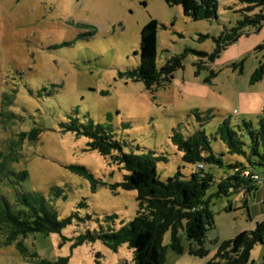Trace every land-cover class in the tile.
<instances>
[{"label": "rangeland", "instance_id": "obj_1", "mask_svg": "<svg viewBox=\"0 0 264 264\" xmlns=\"http://www.w3.org/2000/svg\"><path fill=\"white\" fill-rule=\"evenodd\" d=\"M215 1L216 18L193 21L165 0H0V147L7 154L21 132L41 129L36 140L14 147L17 160L0 181V196L14 203L17 192H36L60 220L70 218L59 232L22 239L28 255L14 244L5 246L0 234V264H132L127 244L113 251L101 240L80 242L87 232L119 229L135 217L138 204L135 191L118 186L126 174L120 165L90 150L84 136L63 131L71 121L109 125L126 153L165 157L156 167L163 182L176 175L187 180L197 168L172 144L174 132L187 137L202 129L216 158L246 162L227 153L216 130L224 120L235 131L243 121L257 127L264 108V22L244 27L237 41L210 56L223 34L247 16L264 14V6ZM151 19L159 24L157 67L185 54L172 82L154 93L120 76L139 65L140 32ZM261 67L262 79L255 81ZM241 139L249 143L244 133ZM70 167L86 168L93 180ZM204 170L213 176L206 192L213 213L204 241L208 255H189L191 242L183 230V253H175L169 231L164 264H205L218 242L253 231L264 220V170L258 169L263 181L247 206L242 192L212 197L226 169L205 164ZM20 171L27 172L23 181L16 177ZM113 214L115 221H106ZM247 264H264V244L253 248Z\"/></svg>", "mask_w": 264, "mask_h": 264}, {"label": "trees", "instance_id": "obj_2", "mask_svg": "<svg viewBox=\"0 0 264 264\" xmlns=\"http://www.w3.org/2000/svg\"><path fill=\"white\" fill-rule=\"evenodd\" d=\"M170 5H179L184 14L193 21L213 19L217 17L218 3L215 0H165ZM264 6V0H244ZM264 14L247 16L238 22V26L231 34L225 33L218 40L211 59L218 56L227 44L237 41L240 30L246 26L261 27ZM159 24L151 19L140 32L139 65L130 71L120 73L121 77L142 82L145 88L154 93L159 88L168 86L177 70L183 68V55H175L166 63L157 67V32ZM186 53V51H185ZM207 56L205 53H196ZM202 68V65H198ZM215 76V74H211ZM263 67L258 69L254 80L262 79ZM7 114L6 117H9ZM109 117V115H107ZM204 117L203 119H205ZM198 120L202 118L198 117ZM64 132H73L77 136L88 139V147L108 157L113 163L120 165L126 174L118 184L125 191H135L138 210L135 217L117 230L107 228L99 231L87 232L80 242L85 240H101L111 250L116 251L122 244H127L133 251L132 264H164L167 247L163 246V239L167 232L171 233L169 247L177 254L183 253L180 230L190 243L189 255L204 258L208 251L204 247L207 231L213 226V213L210 210V198L206 199V192L213 182V176L204 170V165H215L226 169L225 176L220 179L212 197L221 198L232 193H244L245 205L248 196L258 189L263 178L258 169L264 170V108L258 118L257 127L251 122L243 121L235 131L228 120H224L216 130L217 138L225 145L229 155H238L246 162L224 164L214 156L209 137L202 129L190 136H183L174 132L171 136L172 144L182 153L185 163L197 165L196 170L187 180L179 175L161 181L156 167L159 162H166L163 156L148 153H126L125 144L116 140L109 125L95 124L89 120L82 124L71 121L62 125ZM243 133L249 143L242 141ZM41 129L33 128L29 132H21L19 139L9 147L5 153L0 147V181L8 173L9 163L17 160L14 147H18L25 140H36ZM245 145L247 146L245 148ZM202 165L203 169L198 166ZM71 170L90 180L93 177L84 167H70ZM18 181L27 178L26 171L16 174ZM116 215H109L106 221H115ZM60 220L57 212L45 202L36 192H17L16 200L11 203L6 197L0 196V234L5 235L4 245H15L23 255H28L22 239L30 235H49L59 232L68 222ZM258 244H264V220L256 223L253 231H240L233 238L217 243L215 255L205 264H247L250 253ZM34 257L35 254L30 255ZM40 264H49L41 261Z\"/></svg>", "mask_w": 264, "mask_h": 264}, {"label": "built area", "instance_id": "obj_3", "mask_svg": "<svg viewBox=\"0 0 264 264\" xmlns=\"http://www.w3.org/2000/svg\"><path fill=\"white\" fill-rule=\"evenodd\" d=\"M234 113H236V111H234ZM198 167L201 169L202 168V165H199Z\"/></svg>", "mask_w": 264, "mask_h": 264}, {"label": "crops", "instance_id": "obj_4", "mask_svg": "<svg viewBox=\"0 0 264 264\" xmlns=\"http://www.w3.org/2000/svg\"><path fill=\"white\" fill-rule=\"evenodd\" d=\"M263 173L261 174V177H262ZM264 176V175H263ZM263 178V177H262ZM263 202H264V196H263Z\"/></svg>", "mask_w": 264, "mask_h": 264}]
</instances>
